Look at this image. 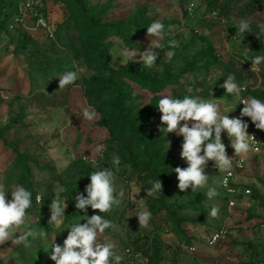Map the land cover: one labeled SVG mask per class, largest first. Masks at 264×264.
<instances>
[{"label":"rangeland","instance_id":"374dc122","mask_svg":"<svg viewBox=\"0 0 264 264\" xmlns=\"http://www.w3.org/2000/svg\"><path fill=\"white\" fill-rule=\"evenodd\" d=\"M80 2L77 5L75 0H44L46 15L55 25L54 37L49 38L31 25L18 30L12 6L0 0V185L6 190L22 185L33 194L26 221L16 233L47 232L44 237H29L27 247L14 245L11 240L0 245V264H55L50 259L53 238L62 246L70 225L85 223L86 215L101 214L91 207L86 212L77 210L74 198L87 195L88 175L110 167L113 155L121 160L115 186L125 195L121 206L101 214L117 227L107 229L98 239L115 245L114 251L124 257L121 264H151L150 259L159 264H264V146L259 151L251 147L243 155L246 165L236 175L233 193L220 184L226 170L220 171L209 161L205 169L209 179L204 189L181 192L175 174L168 188L170 196L162 197L161 192L147 196L151 185L142 183L145 176L128 162L130 155H126L124 144L102 125V113L88 97L100 77L90 62L95 37L89 28L91 17L102 25L132 21L143 29L127 30L130 44L116 37L105 42L111 66L116 70L131 67L158 81L165 75L175 79L154 88L124 80L132 91L129 103L137 118L150 113L162 94L181 99L186 95L215 99L222 114L241 118L239 100L221 85L229 74H234L245 89L243 98L264 101V63L253 71L250 61L264 55V31L260 28L264 25V0ZM157 20L163 23L164 32L163 47L156 50L154 66L144 67L139 56L127 62L123 51H145L150 44L147 27ZM241 20L249 22L251 33L236 35ZM24 35L34 40H24ZM169 41H175L177 46L170 47ZM69 70L78 71L80 78L59 90V76ZM87 106L98 114L94 121L79 115ZM160 116L158 110L143 129L153 133L167 152L183 137L159 131L166 127L160 123ZM258 131L263 142L264 131ZM222 140L233 165L241 156H235L226 132ZM97 144H103L105 151L86 161L84 155L90 157ZM181 145L173 149L172 156L186 168L187 162L180 158ZM11 146L26 157V162L17 158ZM92 158L96 164L91 163ZM209 188L217 192L212 199L205 194ZM57 194L67 198L60 230L48 225L49 205ZM37 195L41 197L39 203ZM6 199H11L10 191ZM213 206L220 209L218 218L208 215ZM139 210L152 213L146 228L139 226ZM218 229L226 230L227 236L216 246H206V239ZM191 243L198 246L196 252L188 250ZM137 253L141 254L139 260Z\"/></svg>","mask_w":264,"mask_h":264},{"label":"clouds","instance_id":"9594fccd","mask_svg":"<svg viewBox=\"0 0 264 264\" xmlns=\"http://www.w3.org/2000/svg\"><path fill=\"white\" fill-rule=\"evenodd\" d=\"M260 28L261 31H264V25H261ZM236 30V35L251 33L250 24L247 20L239 21ZM163 32L164 25L162 22L159 20L152 22L147 27V36L150 38L148 48L143 52H139L137 49H125L122 54L126 57L127 62L134 61L139 56V62H142L144 67H153L158 59L156 50L163 47L161 43ZM169 46L176 47L177 45L175 41H169ZM172 54L170 52L169 57ZM250 61L251 70L258 71V66L264 63V55H256ZM108 74L106 73V75ZM79 78L78 71H65L59 76V90L75 84ZM221 87L225 89L227 94L238 99L239 104L244 105L240 111V117H249L256 129L264 131V101L255 97L244 99L241 93L245 89L236 82L234 74H229ZM156 107L161 113L160 123L166 125V127L158 128V130L165 134L175 133L177 136L183 137L180 158L185 160L188 166L186 168L177 166L172 169V172L176 173L177 187L181 192H185L189 188L192 192H196L198 189H204L207 186L209 176L205 169L209 161H213L215 167L220 171L231 169L232 157L227 155L222 133H227L235 156L247 154L252 147L251 141L256 140L247 131L248 123L241 118H230L227 114H222L221 105L215 99L205 100L187 95L181 99L162 94ZM79 115L84 120L94 121L98 114L95 108L87 106L82 107ZM104 151L105 146L97 144L91 151V156L84 155V159L88 161L93 154H102ZM91 163L96 164V160L92 158ZM120 164V157L113 155L110 167H103L88 175L90 183L85 187L87 195L78 194L74 198L77 210L86 212L88 207H91L93 210H99V213L102 214L110 212L114 206H121L125 191L120 189L117 192L115 186L116 174L120 171ZM225 186H227V181H225ZM162 188V181L158 178L151 182V187L147 189V196L161 192ZM9 191L11 199H6ZM61 191L66 190L61 189ZM205 194L208 199H212L217 195V192L214 188H209ZM32 196V192L22 185H15L10 190H6L3 185H0V245L11 240L14 245L23 244L27 247L30 243L29 237L47 235L46 230H41L39 233L35 230L16 233V230L26 221L27 210L32 207ZM66 199L57 194L49 205L50 219L48 225H54L58 230L61 229L66 216ZM40 200L41 197L37 195L36 202L39 203ZM219 211V207L213 206L208 215L212 218H218ZM101 214L86 215L85 223L78 222L70 225L67 228L69 231L62 246L53 242L54 237L50 247V259L55 264H121L124 257L114 251L115 245L107 242L101 243L98 239L107 229L117 227L112 220L104 218ZM136 217L139 226L146 228L152 213L147 210H139ZM215 239L216 237L213 238V242ZM136 258L139 260L141 254L137 253Z\"/></svg>","mask_w":264,"mask_h":264},{"label":"trees","instance_id":"16d2710c","mask_svg":"<svg viewBox=\"0 0 264 264\" xmlns=\"http://www.w3.org/2000/svg\"><path fill=\"white\" fill-rule=\"evenodd\" d=\"M7 3L12 6L14 15L16 18L15 5L6 0ZM77 5L82 4L80 0H75ZM44 5V0H43ZM82 11L83 9L80 8ZM43 12L46 15L45 5ZM23 27H18V30H22ZM89 28L95 35L91 54V64L95 68L100 77L95 80L94 89L89 93V98L92 105L102 113V125L108 128L115 138L124 144V151L128 157V162L132 164L136 169L140 170L142 177V183L144 185H151V182L158 178L162 181V197L170 196L172 193L168 190L171 178L176 174L172 169L181 165L172 156L173 149L183 142V138L174 142L169 151L164 152V148L161 142L155 137L153 133H148L143 127L150 123L151 117L158 111L155 107L150 113L145 115L142 119L137 118L133 113V107L129 103L132 99L131 89L125 84V79L133 80L134 82L143 85L144 87L154 88L160 86L163 83L175 82L174 76L165 75L161 80L154 79L148 76L145 72L134 70L131 67L125 69L116 70L111 66V55L105 42L109 37H116L122 40L126 44H130V37L127 35L128 29L141 30L143 27L128 21L120 25H102L96 21L94 17H91L89 21ZM27 34V33H26ZM24 35V40L27 38L32 40L33 38ZM26 38V39H25ZM34 40V39H33ZM106 73H109L106 75ZM110 100V102H108ZM262 140V139H261ZM264 142V140H263ZM17 158L22 162H26V157L20 154L13 146ZM183 223V221H181ZM222 229L215 230L206 239L205 245L209 246V240L214 233ZM227 236V234L225 235ZM224 238V237H223ZM223 238L221 240H223ZM219 240L215 245L216 246ZM192 251L195 248L196 252L198 246L191 243L187 247ZM160 253V251H159ZM151 264L153 263L150 259Z\"/></svg>","mask_w":264,"mask_h":264},{"label":"built area","instance_id":"2783aa9c","mask_svg":"<svg viewBox=\"0 0 264 264\" xmlns=\"http://www.w3.org/2000/svg\"><path fill=\"white\" fill-rule=\"evenodd\" d=\"M15 5L16 8V22L20 25V27L28 28L29 25L33 27V29L43 31L49 38L54 37L55 25L53 22L45 16L43 12V0H8ZM245 99V98H244ZM240 109L244 107L243 104H240ZM242 120L248 123L249 127L247 129L248 133L253 135L256 140L251 141L253 149L259 151L263 146V142L261 140V136L259 131L255 128V125L251 122L249 117H241ZM246 165L245 157H238L231 169H227L223 174L220 184L223 189H225L229 193H233V183L235 181L236 175L238 172L243 170ZM225 181H227V186H225ZM249 192V191H248ZM227 231L222 229L213 234L211 239L209 240V246L215 245L219 240H221ZM216 239L213 242V238ZM194 249V250H193ZM195 251V248L191 249Z\"/></svg>","mask_w":264,"mask_h":264}]
</instances>
